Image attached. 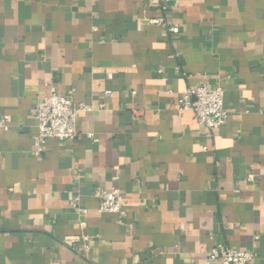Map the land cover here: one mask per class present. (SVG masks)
I'll return each mask as SVG.
<instances>
[{
    "label": "crops",
    "instance_id": "0c3cea01",
    "mask_svg": "<svg viewBox=\"0 0 264 264\" xmlns=\"http://www.w3.org/2000/svg\"><path fill=\"white\" fill-rule=\"evenodd\" d=\"M203 82L224 89L217 131L178 110ZM51 86L91 110L36 154ZM4 115L0 264H208L221 241L264 264V0H0ZM112 189L121 221L93 196Z\"/></svg>",
    "mask_w": 264,
    "mask_h": 264
},
{
    "label": "built area",
    "instance_id": "2783aa9c",
    "mask_svg": "<svg viewBox=\"0 0 264 264\" xmlns=\"http://www.w3.org/2000/svg\"><path fill=\"white\" fill-rule=\"evenodd\" d=\"M151 2L165 11L171 0H151ZM150 24L165 26L163 16H157L148 20ZM176 33L178 29L171 27L167 29ZM131 95L135 94L132 90ZM107 96L111 92L106 91ZM91 107L73 102L71 92L66 95H59L54 87H50V93L42 100L37 101L31 108V113L36 121L37 132L32 137L35 153L43 151L44 142L48 138L59 141L71 140L76 136V119L81 112L90 111ZM178 110L191 111L198 124L211 131H217L228 117L224 106V89L220 85L211 86L205 82L193 88L186 89L178 100ZM8 116L0 118V127L7 128ZM93 196L98 200L99 211L114 213L121 221L124 212V198L118 189L95 190ZM71 207L80 215L79 225L84 228L86 222L84 216L87 213L79 203V196L71 200ZM211 235V234H210ZM80 240L85 251L88 250L89 235L82 233ZM256 254L252 251L238 250L231 245L221 241L214 244L207 252L208 264H254Z\"/></svg>",
    "mask_w": 264,
    "mask_h": 264
}]
</instances>
